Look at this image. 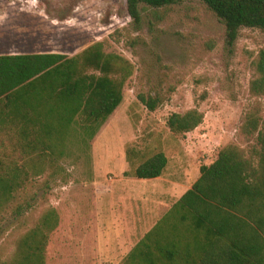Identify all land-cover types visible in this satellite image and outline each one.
<instances>
[{
    "label": "rangeland",
    "instance_id": "374dc122",
    "mask_svg": "<svg viewBox=\"0 0 264 264\" xmlns=\"http://www.w3.org/2000/svg\"><path fill=\"white\" fill-rule=\"evenodd\" d=\"M139 9L138 24L127 0H0V55L72 57L101 42L106 53L129 59L133 70L123 90V106L91 147L73 132L61 170L45 168L37 174L30 165L32 176L0 210V263L13 259L19 240L49 210L68 217L73 190L98 195L83 201L79 213L90 214L97 203L98 212L106 214L113 206V191L151 190L150 180L125 174L159 152L168 158L165 182L173 181L184 194L200 178L201 166L214 163L223 148L234 144L249 150L255 144L243 140L240 129L251 107L259 106L264 117V97L250 91L258 77L264 33L243 28L229 47L226 26L200 1ZM140 94L158 96L163 104L149 111ZM192 109L205 115L203 124L185 136L171 132L170 116ZM11 139L0 134L5 166L8 158L24 160L10 146ZM109 249L103 253L104 263L117 264L120 258Z\"/></svg>",
    "mask_w": 264,
    "mask_h": 264
},
{
    "label": "trees",
    "instance_id": "16d2710c",
    "mask_svg": "<svg viewBox=\"0 0 264 264\" xmlns=\"http://www.w3.org/2000/svg\"><path fill=\"white\" fill-rule=\"evenodd\" d=\"M185 1L190 0H127V4L130 16L139 24L140 5L160 10ZM197 1L226 26L229 47L235 45L243 28L264 33V0ZM132 73L131 61L106 53L101 42L72 57L0 55V134L11 136L10 146L24 159L19 163L8 158L6 166L0 159V210L30 179V165L37 174L47 168L61 170L73 132L79 134L84 146L94 144L123 106V90ZM256 73L250 91L255 97H264V51L256 63ZM138 98L152 112L163 104L158 96L140 94ZM261 112L259 106L251 107L240 129L242 139L255 144L249 150L229 145L214 163L202 165L196 183L121 264H264ZM204 118L200 110L192 109L172 114L168 127L185 136L201 126ZM167 166V156L159 152L125 175L152 180L161 177ZM78 190L70 194L68 217H61L57 209L49 210L39 225L19 240L13 259L0 264H75L69 248V222L72 217L95 213L94 205L90 214L78 212L83 201L93 199V194L89 197L85 190Z\"/></svg>",
    "mask_w": 264,
    "mask_h": 264
},
{
    "label": "crops",
    "instance_id": "0c3cea01",
    "mask_svg": "<svg viewBox=\"0 0 264 264\" xmlns=\"http://www.w3.org/2000/svg\"><path fill=\"white\" fill-rule=\"evenodd\" d=\"M164 174L150 180L152 188L147 192L131 190L128 193L125 187L119 193L113 191L117 195L113 193L110 199V207H114L109 213H99L100 205L96 203L91 217H72L69 222V248L74 254L72 262L105 264L103 253L106 254L108 248L117 259L120 258L117 264L122 262L187 192L182 194L173 181L165 182ZM97 196L92 195L95 199Z\"/></svg>",
    "mask_w": 264,
    "mask_h": 264
}]
</instances>
